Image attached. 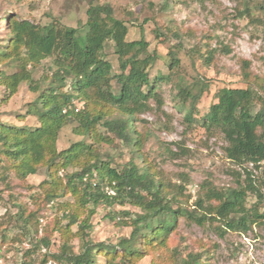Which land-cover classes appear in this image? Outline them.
<instances>
[{
  "label": "trees",
  "instance_id": "16d2710c",
  "mask_svg": "<svg viewBox=\"0 0 264 264\" xmlns=\"http://www.w3.org/2000/svg\"><path fill=\"white\" fill-rule=\"evenodd\" d=\"M86 16L85 33L56 21L36 24L11 13H3L0 20V64L13 63L18 69L12 75L2 73L0 85L9 99L21 83H27L36 97L27 105L26 114L38 123L35 129H30L0 120V168L13 172L20 181L45 168L47 179L39 189L47 204L62 211L61 221L68 222L58 229L68 236L71 227L76 226L75 235L82 242L78 253L63 243L59 254L52 259L58 264H96L101 256L105 264H137L145 256L167 247L180 219L200 227L217 220L227 229L243 233L264 221L257 203L247 207L249 194L260 201L263 197L254 185L250 170L244 169L247 184L236 189L220 191L208 182L201 184V193L189 211L176 195L169 196L168 189L144 160L140 167L133 161L116 165L103 159L98 146L111 145L114 141L133 155L140 152L143 138L136 133L133 122L137 116L152 110L151 101L160 106L156 83L164 78L150 79L149 69L157 61V53L149 52V43L144 38L126 40L128 28L115 18L110 5L88 0ZM259 24L264 41V22ZM107 43L112 44L117 73L106 57ZM168 54L169 69L173 70L179 60L173 51ZM212 56L210 52L205 61H210ZM46 59L50 60L49 82L37 83L27 66L34 69ZM248 65L243 62L245 69ZM243 75L248 87L218 89L214 95L216 102L198 119L196 103L209 86H203L193 96L189 90L182 89L177 98L183 102L192 99L183 117L186 123L200 124L208 134L218 133L226 143L227 158L237 165H251L258 170L264 162V89L253 87L249 73ZM111 82L117 87L115 91ZM70 123L75 124L73 132L82 136V140L58 151V136ZM71 167L78 170L66 173ZM60 171L65 172V183ZM67 192L74 202H58ZM99 205L131 206L138 210L137 213L122 211L119 213L122 220L115 222L130 228L128 238L120 239L114 246L93 244L86 239L91 229L89 217ZM84 210H88V215L79 220L78 212ZM20 213L19 221L26 225L31 217ZM42 243L49 244L47 240ZM206 253L205 250L186 253L178 256L175 264H207Z\"/></svg>",
  "mask_w": 264,
  "mask_h": 264
},
{
  "label": "rangeland",
  "instance_id": "374dc122",
  "mask_svg": "<svg viewBox=\"0 0 264 264\" xmlns=\"http://www.w3.org/2000/svg\"><path fill=\"white\" fill-rule=\"evenodd\" d=\"M98 2L110 5L115 18L125 23L127 41L144 38L149 43V52L158 55L149 69L150 79L164 78L156 83L160 106L151 101L152 110L137 116L133 122L136 133L143 138L140 152L133 155L114 141L111 145L98 146L103 159L116 165L133 161L140 167L144 160L168 189L169 196L176 195L189 211L193 209L191 205L195 197L201 193V184L208 182L220 191L236 189L247 184L244 169L250 170L254 185L263 197L260 201L249 194L247 207L257 203L259 213H264V165L256 170L251 165H237L227 158L224 152L226 143L218 133L208 134L200 124L185 122L183 117L192 99L183 102L177 98L182 89L189 90L193 96L208 85L209 90L204 91L196 103L198 119L216 102L214 95L218 89L248 87L244 72L249 73L248 79L254 81V88L264 89V41L259 24V21L264 22V0ZM87 9L88 0H0V20L3 13H11L36 24L47 25L56 21L85 33ZM170 51L179 60L173 70L169 69ZM210 52L213 56L206 62ZM105 53L117 73L111 43L106 44ZM243 62L249 63L247 69ZM48 67L50 60L46 59L34 69L27 66V70L32 71L35 82L48 83L51 75ZM17 71L13 63L0 64V75H12ZM111 86L115 91L114 82ZM6 97V89L0 85L1 122L35 129L38 126L36 119L26 114L27 105L36 97L28 84L21 83L13 96ZM74 126L70 123L61 130L56 144L58 151L82 140V136L74 134ZM77 170L71 167L66 173ZM64 173L60 171L59 176L65 183ZM46 179L43 167L25 181L0 168V264H58L52 256L59 254L63 243L71 246L75 253L80 252L82 242L75 235L77 227L72 226L71 234L63 236L58 228L68 222L61 221L62 211L47 204L43 198L39 185ZM64 201L68 204L74 202L68 192L58 200L60 203ZM21 211L24 216L31 217L26 225L19 221ZM122 211L138 212L131 206L109 208L99 205L89 217L91 229L86 239L93 244L114 246L120 239L128 238L130 228L115 223L122 220L119 214ZM78 214L82 220L88 210ZM46 240L48 246L42 243ZM203 250L207 251V264H264V221L243 233L229 230L217 220L200 227L180 219L167 247L145 256L137 264H175L178 256ZM96 264H105V259L99 256Z\"/></svg>",
  "mask_w": 264,
  "mask_h": 264
},
{
  "label": "built area",
  "instance_id": "2783aa9c",
  "mask_svg": "<svg viewBox=\"0 0 264 264\" xmlns=\"http://www.w3.org/2000/svg\"><path fill=\"white\" fill-rule=\"evenodd\" d=\"M261 165H264V162Z\"/></svg>",
  "mask_w": 264,
  "mask_h": 264
}]
</instances>
